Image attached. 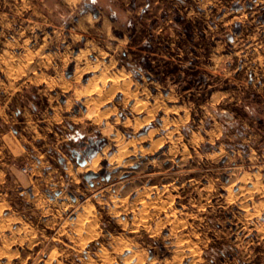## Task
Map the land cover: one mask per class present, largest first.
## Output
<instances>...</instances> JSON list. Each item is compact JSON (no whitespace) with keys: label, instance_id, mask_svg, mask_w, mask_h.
Here are the masks:
<instances>
[{"label":"rangeland","instance_id":"1","mask_svg":"<svg viewBox=\"0 0 264 264\" xmlns=\"http://www.w3.org/2000/svg\"><path fill=\"white\" fill-rule=\"evenodd\" d=\"M0 264H264V0H0Z\"/></svg>","mask_w":264,"mask_h":264},{"label":"trees","instance_id":"2","mask_svg":"<svg viewBox=\"0 0 264 264\" xmlns=\"http://www.w3.org/2000/svg\"><path fill=\"white\" fill-rule=\"evenodd\" d=\"M106 144V138L102 136H90L88 144H81L84 155L92 156Z\"/></svg>","mask_w":264,"mask_h":264}]
</instances>
